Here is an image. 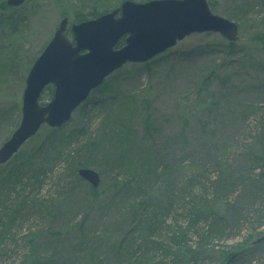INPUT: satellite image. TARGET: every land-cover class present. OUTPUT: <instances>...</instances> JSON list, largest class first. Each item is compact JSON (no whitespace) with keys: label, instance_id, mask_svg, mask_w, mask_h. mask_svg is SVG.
<instances>
[{"label":"rangeland","instance_id":"1","mask_svg":"<svg viewBox=\"0 0 264 264\" xmlns=\"http://www.w3.org/2000/svg\"><path fill=\"white\" fill-rule=\"evenodd\" d=\"M6 1L0 0V146L19 124L26 77L60 20L93 19L91 12L103 14L125 0H25L17 8ZM207 1L215 14L238 24L234 47L219 34L194 33L146 67L123 66L110 77V91L94 90L60 130L43 126L0 165V264H125L140 236L157 242L147 264H264V241L256 243L264 234V53L258 41L264 0ZM123 97L133 99L135 132L125 131L113 144L152 141L159 156L149 169L168 167L165 177L136 176L145 190L153 189L148 196L136 193L146 200L144 210L140 199L127 202L125 179L116 176L124 149L109 165L89 166L97 152L90 143L112 135L108 104ZM44 142L56 166L37 175L30 155ZM75 166L99 174L96 197L88 182L74 179ZM175 182L184 187L177 197Z\"/></svg>","mask_w":264,"mask_h":264},{"label":"water","instance_id":"2","mask_svg":"<svg viewBox=\"0 0 264 264\" xmlns=\"http://www.w3.org/2000/svg\"><path fill=\"white\" fill-rule=\"evenodd\" d=\"M24 2L7 0L5 5L17 8ZM194 33H216L236 42L239 26L213 13L207 0H125L93 19L77 23L60 20L28 72L20 121L0 146V165L43 126L58 129L67 124L74 111L115 71L126 64L147 63ZM122 38L123 45L118 47ZM47 86L53 87V96L41 104ZM77 174L92 187H99L100 176L95 170L79 168ZM263 241L264 234L256 243Z\"/></svg>","mask_w":264,"mask_h":264},{"label":"trees","instance_id":"3","mask_svg":"<svg viewBox=\"0 0 264 264\" xmlns=\"http://www.w3.org/2000/svg\"><path fill=\"white\" fill-rule=\"evenodd\" d=\"M240 6L242 8H247V7L249 8L250 4L246 3V2L245 3L242 2V4ZM6 7H4V8L7 9L8 7L7 8ZM106 12H109V11L105 10V12H102V13H106ZM99 15H101V13L93 11L89 14V18H96ZM229 17H232V16H229ZM84 20H86V19L82 18L79 20H74L73 22L77 23V22L84 21ZM67 35L68 36L70 35L69 31L67 32ZM258 41L260 42L261 50L264 53V34H260ZM236 42H229L228 41V44L230 47H234L236 45ZM120 44H122V42H120ZM157 57L153 58L151 61H149L147 63L130 64V65L133 67H144V66L146 67L152 61L156 60ZM119 70L115 71L114 73L118 72ZM112 75L107 77L105 79V81L102 83V85L97 88L99 90L98 93L100 95L105 94L108 91H110L109 87L111 86V84L113 82L112 81L113 79L110 78ZM52 96H53V87L47 86L41 94L40 103L45 104L47 101H49L52 98ZM108 105L110 108V113H112L111 115L113 116V119H111L109 117L110 121H108L109 122L108 124H111L114 126L113 129L111 130L112 135L111 136H105L104 135V138H103L101 144H99V145H97L95 142L90 143V145H92V147H94V145L96 146L97 152L95 153V151H93V154L91 155V158H90L89 166L96 165L97 164L96 162H100V166H102V164L103 165H107V164L109 165V162L113 161V159H112L113 154H115L116 159L118 158L117 154L115 153L116 151L118 153V148L124 149V151L122 153L119 152L121 158H118V161L122 162L121 165H119L117 167L118 169H121V171H120L121 174L118 173V175H116V176H118V177L122 176L125 179L124 180V182H125L124 189H125L127 194H131V196L128 197V201H127L128 203L131 201H135L136 199L137 200L140 199L144 203V202H146V200L140 198V196H137L136 193H138L140 191L141 192L145 191L144 194H147V196H148V195L152 194L153 189L147 188L145 190V188H143V184H141L140 182H137L136 176H140L142 174L143 175L144 174L150 175V174L154 173L157 176H159L158 178H160L162 176L165 177L168 174V172H167L168 167H165V166L162 167L161 166L162 167L161 168V167H158L157 166L158 164H157L153 168L149 169V166H150L149 162H151L155 157L159 156L158 150L156 149V145H154V142H152V141H150V144L148 145L146 143H140V139L138 141L135 139V141H137V143H135V145L138 144L137 147H134V143H132L131 140H127V142L123 143V145L119 144L118 148L113 144L114 143L113 139L117 138V140H118L121 136H124L126 134L125 131L133 133V131H134L133 124L135 122L134 121L135 109H134V105H133V99H131V97H129V98L123 97L119 101L118 100L117 101L116 100L111 101ZM47 128H48V131H50V133H53V134L56 131L60 130V129L49 128V127H47ZM116 132L119 134H117ZM149 136L151 137L150 134H148V137ZM32 138H34V137H32ZM31 139H29V140H31ZM120 140H122V138H120ZM122 142H124V141H122ZM122 142H120V143H122ZM145 145H148V146H145ZM141 146L143 148H141ZM35 147L36 148L32 151V155H30L31 157H30L29 163L30 162L35 163L36 168L38 170L37 175H39L40 172L43 173L44 171H46V170H42V168L45 166H47L46 169H48V171L50 173H53L52 171H53V168L56 166V160L57 159L52 160L53 159V156H52L53 155V149H52L51 145L47 144V142H44V143L36 145ZM13 157L11 159H13ZM10 160L7 163H9ZM98 166L99 165H97L96 167H98ZM79 168H80L79 166H75L73 168V171H72V176L74 177V179H76L78 181H80V177L77 174V170ZM159 168H161V169H159ZM101 172L104 174L103 170ZM190 182L191 181L188 180L187 185H188V193L189 194L192 193V188H191L192 184H190ZM128 187H130V189L133 190L132 193H131V190L127 191ZM87 188H88V193L90 194V196L92 198L96 197L97 188H94L91 185H88ZM182 189H184V187H180L179 182H177V184L175 182L172 186L171 194L177 197ZM197 198H204V197H197ZM126 200L127 199H125V201ZM145 204L146 203L142 204L143 208L141 210L145 209V207H146ZM148 215H149V213H148ZM144 217H145V215L141 216V219ZM150 219H151L150 217L147 218L148 228L152 227V225H153V223H151ZM139 224H140V222H139ZM12 227L13 226H9L8 229H5V230H10ZM139 227H140V225H136V229H134L131 233L135 234L134 231H138ZM150 230H151V228L149 229V232L148 231L147 232L150 233L151 232ZM129 236H132V235L130 234ZM141 239H143L142 236H140L139 242H135L129 248V252L130 251L133 252L132 253L133 258L131 259V257H130L129 258L130 261H128L125 264H147V261L149 259H146L147 258L146 255L149 254V250L152 251V248H154V246L157 245V242H155V241L150 242L152 240L142 241ZM124 245L125 244H121L119 247V249L122 250V252H123ZM56 249L57 248H51V250H56ZM125 253H127V251ZM96 261H98V259ZM44 264H49V263H47V261H46ZM52 264H56V263H52ZM57 264H80V263L76 259L75 261L74 260L73 261H69V260L60 261V263L58 262Z\"/></svg>","mask_w":264,"mask_h":264}]
</instances>
